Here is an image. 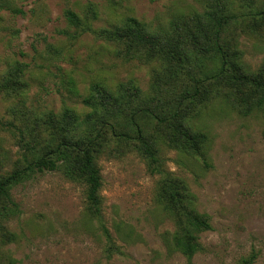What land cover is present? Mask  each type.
Wrapping results in <instances>:
<instances>
[{
	"label": "rangeland",
	"instance_id": "1",
	"mask_svg": "<svg viewBox=\"0 0 264 264\" xmlns=\"http://www.w3.org/2000/svg\"><path fill=\"white\" fill-rule=\"evenodd\" d=\"M231 1L241 10V0ZM211 2L16 0L23 14L0 11V80L14 66L24 65L26 87L9 98L0 89V119L19 124L20 110L60 112L65 106L82 113L93 83L135 80L148 92L163 71L156 61H128L115 45L91 33L72 38L69 32L75 29L65 9L85 18L92 3L98 14L91 20L96 28L121 24L129 16L152 31H166L174 21L203 14ZM239 39L246 63L258 69L264 62V34ZM207 63L206 69L211 68ZM194 121L209 137L206 160L169 147L162 152L164 167L187 180L198 210L213 226L201 234L205 250L191 261L169 239L176 225L157 200L161 175L153 174L136 151L124 146L121 154L99 159L102 221L87 215L84 187L61 171L39 173L14 188L21 212L7 224L18 239L0 244V264H238L251 254L253 264H264V120L244 116L219 99L209 102ZM2 125L0 169L7 171L20 155V136L17 128Z\"/></svg>",
	"mask_w": 264,
	"mask_h": 264
},
{
	"label": "trees",
	"instance_id": "2",
	"mask_svg": "<svg viewBox=\"0 0 264 264\" xmlns=\"http://www.w3.org/2000/svg\"><path fill=\"white\" fill-rule=\"evenodd\" d=\"M211 1L203 14L174 21L166 31H152L129 16L121 24L96 28L91 20L98 14L92 3L85 18L65 9V18L75 29L69 32L72 38L91 33L115 45L128 61H156L163 71L156 74L148 92L135 80L93 83L83 99L82 113L65 106L60 112L20 110L19 124L0 119L2 126L19 130L21 146L12 169H0V244L18 239L7 224L21 212L12 191L46 171H61L67 180L81 184L87 215L102 221L104 179L99 159L121 154L126 146L162 177L157 200L175 222L169 235L173 246L189 261L205 250L201 234L213 229L211 219L198 210L187 180L164 167L163 147L206 160L209 137L194 120L215 100L228 101L244 116L259 115L264 120V62L252 69L239 39L264 34V4L241 0L237 11L231 0ZM2 9L23 14L16 0H0ZM207 61L212 63L209 69ZM24 76V65L14 66L1 78L0 89L8 98L22 93ZM254 261L251 254L238 264Z\"/></svg>",
	"mask_w": 264,
	"mask_h": 264
}]
</instances>
